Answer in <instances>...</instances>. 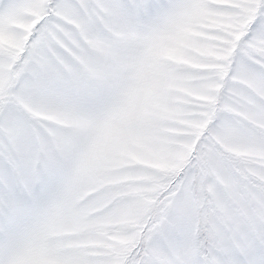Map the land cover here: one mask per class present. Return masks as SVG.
<instances>
[{
	"label": "snow or ice",
	"instance_id": "snow-or-ice-1",
	"mask_svg": "<svg viewBox=\"0 0 264 264\" xmlns=\"http://www.w3.org/2000/svg\"><path fill=\"white\" fill-rule=\"evenodd\" d=\"M0 264H264V0H0Z\"/></svg>",
	"mask_w": 264,
	"mask_h": 264
}]
</instances>
